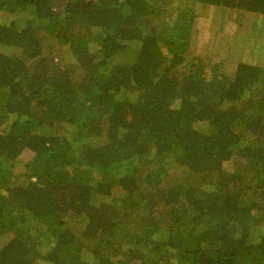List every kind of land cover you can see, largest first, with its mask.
<instances>
[{
	"label": "trees",
	"instance_id": "trees-1",
	"mask_svg": "<svg viewBox=\"0 0 264 264\" xmlns=\"http://www.w3.org/2000/svg\"><path fill=\"white\" fill-rule=\"evenodd\" d=\"M27 11L0 19V264H264V68L187 64L173 0H0Z\"/></svg>",
	"mask_w": 264,
	"mask_h": 264
},
{
	"label": "rangeland",
	"instance_id": "rangeland-1",
	"mask_svg": "<svg viewBox=\"0 0 264 264\" xmlns=\"http://www.w3.org/2000/svg\"><path fill=\"white\" fill-rule=\"evenodd\" d=\"M173 3L194 9L197 16L186 56L187 64L194 61L200 62L207 75L223 74L228 78L233 76L238 62L264 68V17L237 10L197 4L192 0H173ZM29 16V11L13 16L0 12V19L7 22L14 21L20 27L23 26ZM47 42L50 43V39L44 42L45 45ZM51 45L56 50V45L53 43ZM59 50L62 51L63 55L68 56V52L64 48ZM131 52L133 51L131 50ZM128 55L131 56L132 54L128 53ZM215 64L216 66H214ZM249 98L247 93L242 99L247 101ZM228 106L229 104L225 105V107ZM198 126L204 128L202 124H197L196 127ZM28 158L29 154L23 153L16 160L14 171L21 172L23 164ZM225 168L235 170L237 165L229 162L225 164ZM38 264L45 263L39 262Z\"/></svg>",
	"mask_w": 264,
	"mask_h": 264
}]
</instances>
